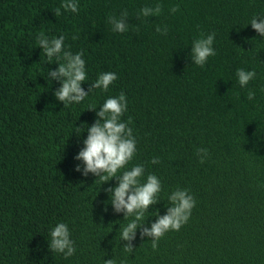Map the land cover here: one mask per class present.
<instances>
[{
  "label": "trees",
  "instance_id": "trees-1",
  "mask_svg": "<svg viewBox=\"0 0 264 264\" xmlns=\"http://www.w3.org/2000/svg\"><path fill=\"white\" fill-rule=\"evenodd\" d=\"M60 4L0 0V264H264V37L249 24L264 16V0H79L77 13L57 16ZM110 16L127 31L114 32ZM41 32L83 53L89 96L81 104L55 97L61 83L49 74L59 65L36 44ZM210 33L215 55L197 66L192 41ZM238 68L256 72L247 88ZM102 72L118 77L107 92L93 87ZM121 92L137 140L132 163L162 186L131 241L120 238L124 213L111 205L118 180L84 175L75 159L87 137L76 129ZM177 188L195 206L153 249L144 232ZM57 222L69 227L71 257L50 250Z\"/></svg>",
  "mask_w": 264,
  "mask_h": 264
},
{
  "label": "clouds",
  "instance_id": "clouds-1",
  "mask_svg": "<svg viewBox=\"0 0 264 264\" xmlns=\"http://www.w3.org/2000/svg\"><path fill=\"white\" fill-rule=\"evenodd\" d=\"M79 0H61V4L55 9L56 15L79 11ZM159 11V8L155 10ZM178 11V7L171 9L172 13ZM154 10L148 7L141 9L145 16L153 14ZM113 23V31L123 33L127 31L125 24L109 17ZM249 24L259 36L264 37V16H253ZM36 44L43 51V56L51 63L58 64L56 71L49 75L52 79L60 81L61 87L55 92V97L63 102L65 106L81 104L89 96L82 85L88 79L86 62L82 52H73L65 44V36H47L41 32L36 36ZM76 39V37H73ZM215 34L206 36L201 34L199 38L192 41V59L197 66H204L208 59L215 55L213 47ZM236 78L241 88H247L249 83L256 77L254 70L238 68ZM118 79L114 72H102L98 74L93 87L101 92H107L110 86ZM256 93L249 89L247 99H255ZM88 109H97L95 105H89ZM128 109V101L123 92L118 96H109L99 106L96 112L97 120L92 125L77 128L76 132H87L83 140V148L79 151L76 160L83 163V174L91 173L99 176L101 181L112 178L118 180V184L109 189L111 205L116 212H123L125 223L121 224L119 235L126 241L135 238L140 226L145 223L148 209L157 203L162 191L161 181L157 175L149 172L143 164L132 163L137 152V140L133 129L129 127L131 120L122 119ZM207 154V149H204ZM158 158L154 157L152 164H157ZM203 162V160L201 161ZM80 171L79 165L76 168ZM170 203L167 213L159 216L150 228L146 229L144 235L154 238L152 248L157 247L159 238L169 231H179L185 225L195 206V200L187 189L177 188L167 196ZM50 250L56 254H62L65 258L75 254L71 232L64 222H57L50 229ZM131 247L126 246L124 251L131 252ZM104 264H116L115 260L104 261Z\"/></svg>",
  "mask_w": 264,
  "mask_h": 264
}]
</instances>
